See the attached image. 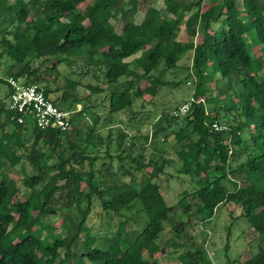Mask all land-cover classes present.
Returning <instances> with one entry per match:
<instances>
[{"label": "trees", "instance_id": "obj_1", "mask_svg": "<svg viewBox=\"0 0 264 264\" xmlns=\"http://www.w3.org/2000/svg\"><path fill=\"white\" fill-rule=\"evenodd\" d=\"M84 1L0 0V62L6 66L0 76V264H159L153 248L179 251L180 264H213L185 228L192 217L210 220L220 205H232L226 240L242 220L257 235L250 255L236 264H264V0H207L206 6L203 0H163L162 8L149 0L134 6L89 0L80 9ZM136 4L146 5L139 22ZM247 42L260 46V54L253 55ZM186 52L190 72L163 81ZM74 63L80 75L91 71L94 83L64 76L61 87H52L58 66ZM7 76L40 88L69 112V126L40 129L9 110ZM142 80L147 84L140 87ZM187 81L188 99L160 109L148 133L135 128L127 137L122 116L127 122L142 111L135 100L141 108L144 93ZM77 86L87 90L83 100L103 93L102 117L85 105L72 113ZM189 99L187 112L176 114ZM88 112L90 121H76ZM213 121L225 129H213ZM169 168L192 183L172 204L160 178L172 175ZM12 169L20 173L21 201L13 199L19 189ZM134 173H140L137 181ZM93 200L101 209L98 221L118 219L109 235L87 225ZM47 216L57 218L58 232ZM165 223L172 237L159 243Z\"/></svg>", "mask_w": 264, "mask_h": 264}, {"label": "rangeland", "instance_id": "obj_2", "mask_svg": "<svg viewBox=\"0 0 264 264\" xmlns=\"http://www.w3.org/2000/svg\"><path fill=\"white\" fill-rule=\"evenodd\" d=\"M89 0H85L82 3L78 4V7L82 9L85 5V3ZM128 3L130 5L135 4V0H128ZM149 5H152L156 8H162L163 7V0H149ZM207 0H203V6H206ZM137 5V4H136ZM135 5V6H136ZM146 7L145 4H138L137 5V11L134 14L133 18L136 22H139L142 18L144 8ZM183 34V36H182ZM181 39L186 40V36L183 33V30L181 31ZM194 41H198V36L194 38ZM251 41V40H250ZM247 46L250 48L251 53L253 55H259L261 52L260 46L257 45H251L250 42H247ZM2 48H0L1 50ZM6 56H2V59L4 60ZM5 63L0 62V76H5ZM190 65H191V52L184 53L180 59L177 61V66L175 69L167 70L162 74V80L163 81H172V80H179L181 77H183L186 72H190ZM59 70V77L58 81L55 84H52V87H55L56 85L58 87H61L64 83V76H66L69 79L72 80H78L80 81V84L85 83H94V81L91 79V71L87 72L86 74L80 75L78 64L74 63L71 65H64L60 64L58 66ZM49 79L52 77V73H49L47 75ZM190 81V80H189ZM187 81L184 84H179L177 87L173 86H160L156 89L155 93L150 96L148 93H144L142 95V100L144 101V104L142 107H139L140 101L135 100L133 103V107L137 109H142L141 112H137L135 116L130 120L126 122V117L122 116V121L124 122V130L128 133L127 137H129L130 134L134 133V129L137 128L139 133L144 135L149 132L150 123L152 120L157 116L158 112L162 108H171L175 104H178L181 101H184L188 99L192 92V84ZM51 83V82H50ZM147 83L142 80L140 82V87H143ZM212 82L209 83V86L212 87ZM220 85V82L218 83ZM4 92L5 88L4 85L0 83V98H4ZM77 95V98H79L78 102L75 105V109H72V113H76L79 111V109L82 107V105H85L88 107V111H90L92 114L98 113L102 117L105 112V102L100 104V99L103 96V93L100 94H93L88 97L87 100L81 99L86 93L87 90L83 87H76L74 92ZM54 94V93H52ZM51 94V95H52ZM6 101V100H5ZM146 102V103H145ZM139 111V110H138ZM91 113H84L80 114L76 121L82 122V121H90L91 120ZM4 112L0 115V124L4 123ZM117 118V117H116ZM102 120V118H101ZM117 126V125H116ZM115 129V130H114ZM113 129V133L116 132V128ZM0 133L4 132L3 130H0ZM114 135V134H113ZM161 148L166 147V143L162 142L158 144ZM113 148V146H111ZM112 150V149H111ZM106 161V159H105ZM98 162L96 163V165ZM172 167V166H171ZM169 172L171 171L172 175L167 176V180H164V175H161L162 179V188H163V194L164 199L168 204L174 203L179 195L182 189L189 190L192 186V183L186 181V177L182 174H177L172 170L171 168L167 169ZM11 171V170H10ZM148 170H145V173H147ZM12 174L14 177L16 176L17 182H16V189L19 191L15 194L14 200L15 201H21L23 198V187L19 181L20 173L16 169H12ZM140 173H134V177L136 181L139 179ZM228 189H231V185L229 183H225ZM22 195V196H21ZM220 208L216 210L213 217L206 221L200 223L193 217L190 219V223L185 228L188 234L192 235L193 239L197 242H202V244L205 247L206 254L210 261L213 264H236L242 262L245 260L249 255L251 250L254 249V244L256 242V233L252 231L248 226L243 223L242 221L235 222L232 224V227L230 229L229 238L226 240V235L224 231V226L228 223L230 217L228 215L229 210L232 209V205L229 206H219ZM101 211L99 207V203L97 200H93L91 209L89 211V215L87 217V225L90 227L91 232L99 233L100 236H103L104 234H108V230H112L114 228V225H116V222L118 219L115 217L111 218L109 215H103L101 217L100 221H98V215ZM73 217H75L74 211L72 212ZM235 215V214H234ZM44 221L49 224L52 229L55 232H58L59 228L57 226V218L54 216H47L44 218ZM172 237V233L170 230V224L165 223L164 224V234L160 236V242L161 243L165 238ZM98 240V238L96 239ZM227 241L228 246L225 248V242ZM169 248H165L163 250H158L156 248H153V257L159 262V264H180L179 260V251L175 253L168 252ZM38 255V254H37ZM227 259V260H226Z\"/></svg>", "mask_w": 264, "mask_h": 264}, {"label": "built area", "instance_id": "obj_3", "mask_svg": "<svg viewBox=\"0 0 264 264\" xmlns=\"http://www.w3.org/2000/svg\"><path fill=\"white\" fill-rule=\"evenodd\" d=\"M6 83L10 88L8 94L9 110L28 116L33 124L40 128H58L65 130L69 126L68 111L60 109L51 101L45 98L42 90L36 85L23 84L21 78L7 76ZM191 99L181 103L176 114H184L187 112ZM18 123L23 122L20 115L16 116ZM211 127L215 130L225 129L224 125L213 121Z\"/></svg>", "mask_w": 264, "mask_h": 264}]
</instances>
